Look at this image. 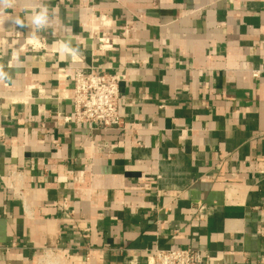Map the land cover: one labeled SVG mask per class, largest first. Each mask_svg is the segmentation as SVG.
I'll use <instances>...</instances> for the list:
<instances>
[{"label":"crops","instance_id":"0c3cea01","mask_svg":"<svg viewBox=\"0 0 264 264\" xmlns=\"http://www.w3.org/2000/svg\"><path fill=\"white\" fill-rule=\"evenodd\" d=\"M77 65L123 128L66 120ZM0 73V264H264V0H0Z\"/></svg>","mask_w":264,"mask_h":264},{"label":"built area","instance_id":"2783aa9c","mask_svg":"<svg viewBox=\"0 0 264 264\" xmlns=\"http://www.w3.org/2000/svg\"><path fill=\"white\" fill-rule=\"evenodd\" d=\"M18 36V30H15ZM32 46H40L34 39H27ZM257 75V73H253ZM67 77L72 82L70 97L73 113L66 120L90 123L105 129H121L124 121L118 111L120 99L119 83L124 80L122 73L86 70L75 66ZM200 251L190 247L148 250L145 264H204Z\"/></svg>","mask_w":264,"mask_h":264},{"label":"clouds","instance_id":"9594fccd","mask_svg":"<svg viewBox=\"0 0 264 264\" xmlns=\"http://www.w3.org/2000/svg\"><path fill=\"white\" fill-rule=\"evenodd\" d=\"M46 19H47V9L45 8L39 14H36L34 16V23H36L37 25H41L46 22ZM0 75H2V73H0Z\"/></svg>","mask_w":264,"mask_h":264},{"label":"bare ground","instance_id":"6f19581e","mask_svg":"<svg viewBox=\"0 0 264 264\" xmlns=\"http://www.w3.org/2000/svg\"><path fill=\"white\" fill-rule=\"evenodd\" d=\"M54 255H55V254H54ZM54 255H53V257H54ZM44 256H45V255H44ZM47 256H48V255H47ZM57 256H58V254H57ZM49 258H50V257H49ZM55 258H56V257H55ZM42 260H44V258H43ZM42 260H41V261H42ZM45 260H46V259H45ZM53 260H54V258H53ZM46 261H47V263H45V262H44V263H45V264H48V260H46ZM51 262H52V261H51ZM61 262H62V261H61ZM36 264H37V263H36ZM39 264H40V263H39ZM49 264H50V263H49ZM56 264H59V263H56ZM61 264H62V263H61Z\"/></svg>","mask_w":264,"mask_h":264}]
</instances>
